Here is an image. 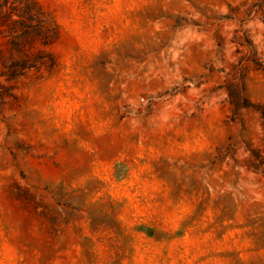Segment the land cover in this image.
Segmentation results:
<instances>
[{"label":"rangeland","instance_id":"rangeland-1","mask_svg":"<svg viewBox=\"0 0 264 264\" xmlns=\"http://www.w3.org/2000/svg\"><path fill=\"white\" fill-rule=\"evenodd\" d=\"M38 1L60 38L0 94V264H264L262 0Z\"/></svg>","mask_w":264,"mask_h":264},{"label":"trees","instance_id":"trees-1","mask_svg":"<svg viewBox=\"0 0 264 264\" xmlns=\"http://www.w3.org/2000/svg\"><path fill=\"white\" fill-rule=\"evenodd\" d=\"M259 5L264 24V0ZM59 38L53 13L38 0H0V94L30 72L50 73L56 65L50 47Z\"/></svg>","mask_w":264,"mask_h":264}]
</instances>
